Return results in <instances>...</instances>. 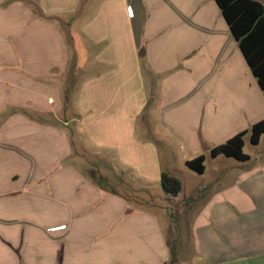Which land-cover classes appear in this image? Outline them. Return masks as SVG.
Masks as SVG:
<instances>
[{
  "label": "crops",
  "instance_id": "obj_1",
  "mask_svg": "<svg viewBox=\"0 0 264 264\" xmlns=\"http://www.w3.org/2000/svg\"><path fill=\"white\" fill-rule=\"evenodd\" d=\"M137 1L141 7L155 1L161 21L160 45L141 56L130 36L121 33L128 41L118 44L111 29L104 31L97 14L80 28L93 46L109 41L96 52L75 108L81 131L115 152L128 171L112 179L78 171L81 153L72 152L67 136L72 120L65 121L67 129L42 120L50 115L58 122L64 108L62 74L75 69L71 45L79 35L68 39L78 19H68L63 5L76 3L0 0V264L168 263L179 241L172 252L158 215L130 203L147 206L150 192L161 196L163 171L182 181L184 203L191 200L179 211V224L183 218L190 223L195 260L264 264V157H212L214 180L198 184L191 196L178 170L164 168L161 152L171 157L178 148L189 168L187 161L205 156V145L212 150L264 119V91L216 0ZM51 15L58 21L50 22ZM144 58L151 62L145 67ZM147 71L155 78L174 71L157 83L162 91L151 112L157 95L148 90ZM145 110V118L136 119ZM205 158L204 173L189 170L207 174ZM60 160L66 168L53 172ZM196 199L205 201L192 209Z\"/></svg>",
  "mask_w": 264,
  "mask_h": 264
},
{
  "label": "rangeland",
  "instance_id": "obj_2",
  "mask_svg": "<svg viewBox=\"0 0 264 264\" xmlns=\"http://www.w3.org/2000/svg\"><path fill=\"white\" fill-rule=\"evenodd\" d=\"M39 6H41V1H48V0H35ZM64 1H70L72 0H64ZM155 1H144L143 6L141 7L140 1L137 0H115L111 1V7L109 10L108 7V0H76L73 2L76 3L75 7L72 9V5L68 3H64L63 5V14L65 16H68V19H71L73 17H76V20L78 19V22L75 23V29L73 34L70 32L68 34V39L72 40V37L78 36V42L76 40V44H74V41L72 40L73 44L71 45V50L74 55H76V60L74 62L75 69L71 70V67L69 71L64 72L63 78L65 79L61 80L62 86L65 89V97L63 101L64 108L60 112L59 116L57 117L58 122L52 118L50 115H48V118L42 119L45 121H48V125L56 126L60 129H67L68 128V139H69V145L72 148V152H74V149L76 152L81 153L79 156V172L82 174H86L91 177V175H102L106 177H110L112 179H121L122 173L127 174L128 171L124 168L123 165L120 164V160L118 159L119 156L116 155L115 152L109 151L107 149H103L99 146H97L93 141V135H88L81 131V120L82 115L78 113V109L75 107L77 106L76 99L79 97L80 90L82 88L81 84L83 81L88 80L91 78L92 74L94 73V57L96 55V52L99 53L102 51V49H105L109 41L104 39L101 41V44L99 46H93L92 41L88 38V34L85 32L86 38L81 37V30L80 28L82 26L89 25V21L92 20L94 14H97L99 16V23L101 24V27L105 28L104 31H107L111 29L114 32V35L117 37H114L117 39L118 44L121 41H128V40H121L120 35L121 33L127 36H130L132 41L134 40L139 44L142 48L139 51V56L142 53L143 49L147 47H152L156 45H160L159 42L162 41V38L157 34L158 30L161 28L160 24L161 21L159 19V14L156 11V4H153ZM127 7H129V11H131V16L129 17L127 15ZM39 9V8H38ZM109 10V11H108ZM40 15L44 14V11L38 12ZM113 16V20L110 19V15ZM44 17V16H40ZM50 22H57L58 19L54 17V15H51L50 18H47ZM110 19V21H109ZM92 22V21H91ZM63 23V22H62ZM64 27H66V24L63 23ZM111 26V27H109ZM87 31V29L85 30ZM157 40V41H156ZM88 44V46H87ZM82 45H84V52L81 53ZM86 49V50H85ZM83 54V55H82ZM149 58H144L143 64L145 67V63H151ZM99 68V67H98ZM151 69V65L149 67ZM97 69V68H96ZM174 71L164 73L160 76H156V78L152 75V72L149 73V71L145 72V78L147 81V87L150 93L156 94L157 96H153L154 99H151L149 102V108L150 112L153 110L151 108L152 106H155L157 103V97L159 98V90L162 91V82L157 84L158 82L165 80L167 77L173 74ZM153 76V77H152ZM56 80H54V83ZM53 83V84H54ZM157 84V86H156ZM55 87V86H54ZM28 88H26L27 90ZM75 109V110H74ZM28 114L34 117V114L31 110H27ZM27 114V113H26ZM146 114V110L142 113H138L136 119L142 120V117H144ZM76 116L78 121L76 120ZM145 118V117H144ZM143 118V119H144ZM30 120L36 121L35 117L31 118ZM72 120L69 124V127L65 128V121ZM143 122V121H142ZM79 127V132L74 131ZM251 129L252 126L248 128L247 134L244 137L245 140V147L244 152L249 155L252 158L257 157L259 154L264 157V137L261 139V142L259 144H253L251 142ZM227 142V141H226ZM225 142V143H226ZM224 144V143H223ZM206 147H203V151L205 156L207 157V166H208V172L204 176H201L200 174H196L195 172H192L189 170V168H186L184 162L181 161V157L183 155L181 150H177L178 148H175L176 150H170L171 157H168L164 150H161L163 153L162 162L165 166L164 168L166 170H172L175 168V170H178V174L182 175L184 178V184L186 185L187 193L192 194L191 196H196L194 194V189L198 184H209L211 183L214 178L212 177L211 169L214 167V163L212 162V156L210 153L211 145L208 147V145H205ZM207 148H210L209 150ZM221 157L226 158V156L221 155ZM66 164L60 160L59 165L56 168H53L52 171L55 172L56 170L66 168ZM75 169V168H74ZM12 168L10 167V173L12 172ZM51 171V172H52ZM165 172V171H163ZM167 172V171H166ZM169 173V171H168ZM91 174V175H90ZM171 174V173H170ZM193 175V177L191 176ZM102 185H108V181H101ZM165 193V192H164ZM161 194V196L156 195V192H150V198L149 202H152L151 205L147 206H141L138 205L135 201H131L130 203L132 207L136 208H146L149 210V212H153L158 215V217L161 219L162 224L165 228L166 236L168 237V241L172 244H175L178 242V254L174 256V258H170L168 263L166 264H202L196 259L195 252L193 250L192 246V237H191V229H190V223H188L187 218L184 220V218L180 221L179 224V211L185 206L184 203V194L179 196L177 201L171 202L166 198L165 194ZM182 193V192H181ZM165 197V198H164ZM129 200V199H128ZM188 200V199H187ZM186 200V201H187ZM190 200V199H189ZM185 201V202H186ZM203 200L196 199L195 203L191 207L192 209H197V207L200 205V203ZM171 207L174 210H176V225L179 229V234L177 238L174 237V230L171 226V218L168 216V223H166V220L164 221V217L166 219V215H168V208ZM53 221L58 220L60 218V212L59 210H53ZM185 215V214H184Z\"/></svg>",
  "mask_w": 264,
  "mask_h": 264
},
{
  "label": "trees",
  "instance_id": "obj_3",
  "mask_svg": "<svg viewBox=\"0 0 264 264\" xmlns=\"http://www.w3.org/2000/svg\"><path fill=\"white\" fill-rule=\"evenodd\" d=\"M216 2L253 75L264 91V4L258 0H216ZM246 134L247 131L240 132L226 143L214 147L211 156L215 158L224 155L237 160H248L249 155L244 152ZM263 135L264 119L252 126L251 142L259 144ZM205 160V156L201 155L187 161L186 164L190 169L202 174L205 171ZM161 183L168 200L177 201L183 190L182 181L168 172H162ZM190 202L191 200H188L186 204ZM168 213L174 237L177 238L179 229L175 222L176 210L169 207ZM170 248L174 252V244Z\"/></svg>",
  "mask_w": 264,
  "mask_h": 264
}]
</instances>
